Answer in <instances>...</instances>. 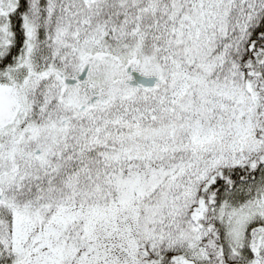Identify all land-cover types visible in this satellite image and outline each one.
Listing matches in <instances>:
<instances>
[{"label":"snow or ice","instance_id":"snow-or-ice-1","mask_svg":"<svg viewBox=\"0 0 264 264\" xmlns=\"http://www.w3.org/2000/svg\"><path fill=\"white\" fill-rule=\"evenodd\" d=\"M0 264H264V0H0Z\"/></svg>","mask_w":264,"mask_h":264}]
</instances>
